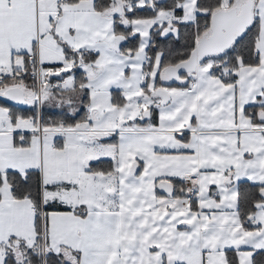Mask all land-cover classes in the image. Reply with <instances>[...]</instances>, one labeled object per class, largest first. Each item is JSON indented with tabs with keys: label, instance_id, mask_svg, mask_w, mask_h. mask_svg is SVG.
<instances>
[{
	"label": "snow or ice",
	"instance_id": "obj_1",
	"mask_svg": "<svg viewBox=\"0 0 264 264\" xmlns=\"http://www.w3.org/2000/svg\"><path fill=\"white\" fill-rule=\"evenodd\" d=\"M0 264H264V0H0Z\"/></svg>",
	"mask_w": 264,
	"mask_h": 264
},
{
	"label": "trees",
	"instance_id": "obj_2",
	"mask_svg": "<svg viewBox=\"0 0 264 264\" xmlns=\"http://www.w3.org/2000/svg\"><path fill=\"white\" fill-rule=\"evenodd\" d=\"M0 104H7V105H11V104H12V102H11V101H8L7 99L0 98Z\"/></svg>",
	"mask_w": 264,
	"mask_h": 264
}]
</instances>
